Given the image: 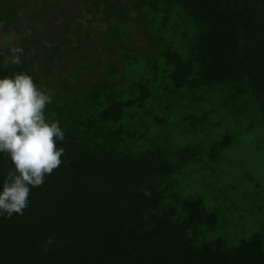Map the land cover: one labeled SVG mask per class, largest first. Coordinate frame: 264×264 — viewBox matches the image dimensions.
I'll use <instances>...</instances> for the list:
<instances>
[{"label":"trees","instance_id":"1","mask_svg":"<svg viewBox=\"0 0 264 264\" xmlns=\"http://www.w3.org/2000/svg\"><path fill=\"white\" fill-rule=\"evenodd\" d=\"M0 30L65 149L0 264H264V0H0Z\"/></svg>","mask_w":264,"mask_h":264},{"label":"clouds","instance_id":"2","mask_svg":"<svg viewBox=\"0 0 264 264\" xmlns=\"http://www.w3.org/2000/svg\"><path fill=\"white\" fill-rule=\"evenodd\" d=\"M11 53L10 62L20 65L24 49L14 47ZM52 99L49 90L38 87L25 71L0 77V153L13 166L0 183V213L8 217L22 215L31 189L41 187L64 163L65 149L57 147L64 131L46 112ZM51 242L49 238L47 243Z\"/></svg>","mask_w":264,"mask_h":264},{"label":"rangeland","instance_id":"3","mask_svg":"<svg viewBox=\"0 0 264 264\" xmlns=\"http://www.w3.org/2000/svg\"><path fill=\"white\" fill-rule=\"evenodd\" d=\"M76 15L77 16L79 15L78 12H76ZM20 21L21 22L19 23V27L22 25L20 28L26 30L29 27V25H30L29 20L28 19H25L22 16V17H20ZM86 22H87V20H86ZM9 28H11V27H9ZM20 28L18 30H20ZM39 29H43V26L41 25ZM11 30H12V33L14 34V36H17L18 35V33L16 31L13 32V29L12 28H11ZM4 34H5V32L0 30V46H4L6 44L5 39H4V36H5Z\"/></svg>","mask_w":264,"mask_h":264}]
</instances>
